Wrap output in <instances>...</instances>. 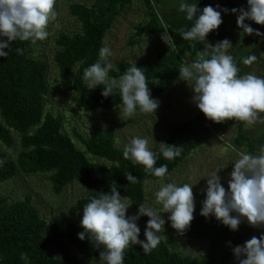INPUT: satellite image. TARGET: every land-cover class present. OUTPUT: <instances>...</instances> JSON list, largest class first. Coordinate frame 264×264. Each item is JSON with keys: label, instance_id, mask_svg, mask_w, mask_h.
<instances>
[{"label": "trees", "instance_id": "obj_1", "mask_svg": "<svg viewBox=\"0 0 264 264\" xmlns=\"http://www.w3.org/2000/svg\"><path fill=\"white\" fill-rule=\"evenodd\" d=\"M68 1L70 15L79 23V30L58 32L54 36V78L47 77L44 62L32 55L39 40L35 44L16 40L5 50L8 56L0 57V264H98L100 250L94 248L87 238L82 241L78 237L83 231L80 227L83 206L90 197L110 192V185L115 181L120 195L128 197L135 208L143 201V181L158 179L145 174L143 166L133 165L123 158V148L113 142L111 125H92L86 134L71 127L70 132L76 138L73 140L65 132L62 115L44 109V101L53 84L56 89L71 92L75 104L84 112L108 111L122 103L118 90L107 98L101 95L103 85L90 90L83 80V71L99 61L103 37L128 0H93L89 5ZM143 1L149 12L144 25H135L136 34L143 29L153 36L168 33L175 47L162 46L151 59H121L108 75L118 79L127 68L136 64L144 72L151 96L155 98L175 79L183 58L197 60L201 52L210 51L208 43L215 46L223 41L224 35L216 32L208 35L202 43L186 41L180 35V29L188 30L192 26L186 15L163 14L152 9L150 0ZM193 3L200 10L197 15L209 5L214 8L219 5L218 11L247 9V0H188V4ZM252 22L255 29L264 32V25ZM135 41L133 35L127 40L129 44ZM18 48L22 54L17 52ZM263 48L264 41H258L254 55ZM234 61L239 68L240 58L236 56ZM238 75L244 73L240 71ZM197 118L200 128L195 129L200 130L197 133L187 130L182 126L183 122L171 125V134L164 143L179 146L181 155L167 160L158 149L154 151L158 154L156 167L166 164L169 173L206 136L202 112ZM210 124L214 129L220 127L222 130L236 124L232 143L237 147L244 146L246 152L255 154L258 147L264 145V136H251L242 126L243 122L231 120L217 124L210 121ZM10 147L14 154L6 153ZM126 172H131L137 182L129 183L124 175ZM39 175L44 176L55 195L72 182L82 185L87 192L69 205L65 213L43 216L32 202L29 188ZM30 176L34 178L28 179ZM21 178L26 180L19 187L21 192L13 190L12 186ZM148 219L142 216L137 224ZM255 229L245 220L237 231H232L214 216L205 218L197 213L183 236L177 235L173 229L149 254H145L139 245H130L125 250L124 264H228L232 249L242 245ZM185 237L205 240L203 252L191 256L170 248ZM139 239H146L141 229ZM22 253L27 259H21Z\"/></svg>", "mask_w": 264, "mask_h": 264}, {"label": "clouds", "instance_id": "obj_2", "mask_svg": "<svg viewBox=\"0 0 264 264\" xmlns=\"http://www.w3.org/2000/svg\"><path fill=\"white\" fill-rule=\"evenodd\" d=\"M55 4L56 0H0V37L6 38L0 40V57L8 56L5 50L16 40L35 44L46 39L49 36L48 25L57 16ZM219 7L205 6L197 15L200 10L196 4L181 2L179 11L192 21L190 29H180L182 39L206 41L208 34L222 24L221 11H229H218ZM231 12L239 13L236 23L243 33L264 35L245 23V20H251L264 25V0H247V9L234 8ZM161 39L169 48L175 47L168 33H163ZM230 47L231 42L227 39L215 46L208 43L210 51L201 52L197 60L180 67L179 80L186 82L193 93L192 102L214 123L236 120L250 126L258 121L264 122V78L251 73L238 75L240 69L233 56L227 54ZM17 52L22 54L19 48ZM111 55L107 46L100 49L99 61L83 71L86 86L92 90L103 85L101 95L105 98L118 90L122 101L118 107L120 116L130 118L137 111L141 114L156 113L159 101L151 96L141 67L133 64L118 79L110 78L108 74L115 67L109 61ZM256 60L257 56L250 55L242 63L252 65ZM181 151L179 146L160 143L159 154L167 160L179 157ZM122 155L133 165L143 166L145 174L160 181L168 173L166 164L155 166L158 154L150 149L147 138L133 137L124 145ZM232 164L227 189L218 175L223 168H217L206 177V189L202 190L206 197L202 201L200 215L205 218L214 216L232 231H237L245 220L253 228L264 227V145L259 146L255 154L238 151ZM124 175L129 183L137 182L131 172ZM154 197L155 204L160 207L140 204L137 213L131 216L126 215L131 206L128 197L120 195L115 181L110 185V192L90 197L82 208L80 227L83 231L78 233V237L82 241L87 238L94 248L100 250L98 264H124L125 250L130 245H139L145 254H149L162 240L159 233L165 230V213L177 235L186 233L194 219L193 185L161 183ZM142 216L149 218L144 230L145 240L139 239L140 228L137 225ZM232 252L238 264H264V233L236 245ZM21 259H27L26 254L22 253Z\"/></svg>", "mask_w": 264, "mask_h": 264}, {"label": "rangeland", "instance_id": "obj_3", "mask_svg": "<svg viewBox=\"0 0 264 264\" xmlns=\"http://www.w3.org/2000/svg\"><path fill=\"white\" fill-rule=\"evenodd\" d=\"M83 4L89 5L93 0H74ZM68 0H56L55 11L57 13L56 19L51 21L48 25L49 36L39 41L38 45L34 47L32 55L44 62L47 68V77L54 78L56 75V68L52 60V54L55 49L54 36L58 32L71 33L79 30V23L70 15ZM181 2L188 3V0H150V4L154 11H159L163 14L176 13L179 15H186L179 11V4ZM149 10L144 4L143 0H128L125 8L113 18V21L107 29L103 37V47L107 46L112 55L109 61L116 65L121 59L134 61L136 59H151L154 52L160 47L168 46L161 39L162 34L153 36L143 29L139 34H136L135 25H144L147 20V13ZM239 13H232L231 11H221L222 24L218 29L210 32L208 35H215L216 32L224 35L223 40L227 39L231 42V49L227 50V54L240 58L241 62L244 58L254 55V48L258 41L263 42L264 37L257 36L255 33L248 35L243 33V30L237 26V16ZM245 23L255 29L254 23L251 20H245ZM257 30V29H255ZM260 33L264 32L257 30ZM134 36L135 43L129 44L127 42L130 36ZM6 39L0 37V40ZM257 60L252 65L239 64V69L244 74H255L264 78V48L260 53L255 54ZM191 58H183L180 65L192 62ZM54 85V84H53ZM53 85L47 99L44 101V109H50L52 113H60L65 125L66 134L70 135L73 140H76L71 134V127L86 134L92 125L109 124L113 128L115 146L123 148L133 137L140 136L147 138L149 147L152 151L160 149V143L169 138L171 134V125L183 122L182 126L197 133L200 130L198 126L197 114L201 111L192 102V91L186 82L179 80V72L170 86L157 95L154 99L159 101V107L156 113L141 114L139 111L130 117L126 118L119 115V106L111 110H94L91 112H84L75 104L71 92H63L62 90L54 88ZM57 85V84H56ZM264 115V114H262ZM191 117V118H189ZM202 126L204 127L206 136L200 140V143L189 150L186 156L177 164L168 174H166L163 181L159 179H146L143 181V201L141 204H146L152 207H160L155 204L154 193L159 189L161 183H176L182 186L184 183L193 185V193L195 198V211L194 214L200 213L202 201L206 197L207 178L212 171L217 168H223L218 175L221 176V183L227 189L229 173L233 168V162L237 159V152L244 151V146H235L232 143L236 133V124L227 128L218 127L214 129L204 114L202 113ZM245 131L251 136H264V122H257L254 125L245 126ZM222 137V139H220ZM191 138H194L192 136ZM198 138V137H197ZM16 140V139H15ZM78 147L80 144L77 143ZM16 146H14L15 148ZM235 149V150H234ZM6 153L14 154L11 147L6 149ZM89 157V156H88ZM90 158V157H89ZM94 160H100L93 158ZM103 162V160L101 159ZM225 167V168H224ZM34 178L30 176L29 178ZM25 178H21L20 182H16L12 187L13 190L18 189L20 185L25 182ZM24 184V183H23ZM29 185L32 202L36 204L39 212L43 216H48L52 213L61 212L65 213L68 206L71 205L79 197L83 196L87 189L82 185L75 182L67 185L60 194H53L50 186L43 175H39ZM129 202V201H128ZM130 203V202H129ZM132 207L127 210L126 215L131 216L134 211L138 209ZM163 215V213H161ZM168 214H164L165 230H162L161 235L163 242L165 237L173 230L170 226V221L167 220ZM146 223L137 224L144 233ZM264 233V227L256 228L249 238L253 236L259 237ZM244 241V242H245ZM206 247V241L192 237H185L170 245V248L180 254H187L191 256H198L203 252ZM88 263L87 259L82 260ZM228 264H238L233 253L230 256Z\"/></svg>", "mask_w": 264, "mask_h": 264}]
</instances>
